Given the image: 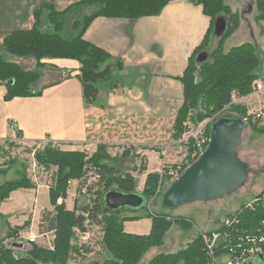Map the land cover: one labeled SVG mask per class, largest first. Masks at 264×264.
Returning a JSON list of instances; mask_svg holds the SVG:
<instances>
[{
  "label": "trees",
  "instance_id": "trees-1",
  "mask_svg": "<svg viewBox=\"0 0 264 264\" xmlns=\"http://www.w3.org/2000/svg\"><path fill=\"white\" fill-rule=\"evenodd\" d=\"M171 1L173 0H78L63 11L55 10L50 4L44 5L34 13V25L31 29L14 31L2 43L6 53L16 58L33 57L36 61L35 69L26 71L18 64L0 58V84L6 89L4 99L9 101L33 95L31 85L39 78L43 60L68 59L79 63L77 78L82 86L83 99L86 103H91L99 92L98 84L110 80L113 65L110 63L111 57L105 51L84 40L83 34L90 23L98 17L136 20L156 16ZM193 3L202 7L203 13L211 19V26L180 78L183 104L175 118L173 139L178 141L182 138L187 123L197 127L210 117L214 119L226 115L241 117L251 130L264 134V126H260L258 120L252 121L253 116L248 114L246 107L233 102V97L242 98L253 92L255 82L263 74L264 54L260 52L258 45L250 42L226 52L222 50L221 43L239 27V14L233 13L224 0H196ZM254 8V20L260 26L264 21V0H254ZM43 10H46L45 21L42 20ZM220 16L226 18L228 30L211 53L210 59L197 64L195 58L208 46L214 20ZM259 28L262 31L261 26ZM118 64L120 63L116 62ZM206 130L210 135V127H206ZM185 145L187 155L181 166L179 164L166 168L178 170L181 174L195 161L191 143ZM55 149V146L47 144L41 154L37 153L35 157L38 166H56L59 177L63 172L58 188L49 189L50 201L55 211L47 228V231L54 234L52 248H42L28 242L30 250L16 258L14 249L5 244L6 239L18 235L20 229L14 228L8 231L6 238H0V264H68L70 255L75 251V247L71 245L74 230L84 233L86 225L102 227V244L111 256L104 264H137L150 247L162 244L164 233L172 224L166 215L150 216L151 231L143 236L126 233L122 227L125 219L121 220L117 214L104 209L102 196L109 190H115L110 189L113 183H122L121 188L117 189L119 192L136 193L134 177L126 174L119 180L113 168L95 160L98 153L104 158L106 146L98 145L89 161L80 152ZM63 168L68 170L64 171ZM89 168L97 173L101 187L91 204L71 211L64 204H57L58 199L66 197L69 182H82ZM21 177V181L0 186V204L16 190L34 188L32 181L27 180L24 173ZM158 182L159 174H149L140 194L149 201L156 195ZM263 194L264 188L257 198L263 197ZM249 208L241 207L228 218H236L238 230L250 234L263 232L264 205L260 204L256 209ZM175 222L186 227L189 225L183 218H175ZM149 264H206L201 235L177 253L156 255Z\"/></svg>",
  "mask_w": 264,
  "mask_h": 264
},
{
  "label": "crops",
  "instance_id": "crops-1",
  "mask_svg": "<svg viewBox=\"0 0 264 264\" xmlns=\"http://www.w3.org/2000/svg\"><path fill=\"white\" fill-rule=\"evenodd\" d=\"M77 1L0 0V58L26 71L34 70L33 57L16 58L6 53L2 46L5 37L31 29L34 13L44 5L63 11ZM193 1L173 0L152 17L93 20L83 38L111 57L113 69L108 82L116 83L107 86L106 80L100 82L91 103L83 99L77 78L80 65L74 60H43L39 78L31 85V96L7 101L6 89L0 84V142H48L60 149L80 147L91 151L104 145L108 152L134 149L139 158L138 174H133L136 184L140 178H144V184L149 174L159 173L148 168L149 151H162L163 158L171 154L172 160L165 167L179 165L187 155L182 138L173 139L175 118L183 104L180 78L211 26V19ZM238 6L240 11L232 10L239 14V27L230 36H244L264 54V21L260 31L255 12L250 16L248 11L250 7L254 11V0H239ZM45 16L43 10V21ZM125 79L127 83L120 84ZM256 83L262 85L260 91L255 90ZM255 84L251 94L238 99L248 114H261L258 123L264 126V86L261 80ZM168 136L172 142H164ZM143 186L136 188V193L140 194ZM13 194L5 201H10ZM59 200L57 204H61Z\"/></svg>",
  "mask_w": 264,
  "mask_h": 264
},
{
  "label": "rangeland",
  "instance_id": "rangeland-1",
  "mask_svg": "<svg viewBox=\"0 0 264 264\" xmlns=\"http://www.w3.org/2000/svg\"><path fill=\"white\" fill-rule=\"evenodd\" d=\"M224 2L232 12L234 8L239 11L241 9V6L240 8L238 6L239 0H224ZM254 12L255 8L254 11L251 9L250 16ZM209 41H211V44L204 50L208 53L206 61L210 59L211 53L218 47L220 39L210 36ZM243 42H246L245 37L238 34L236 37H228L220 46L222 50L228 51ZM258 80H261L264 86V74ZM115 83L116 81L112 80L106 85L112 86ZM126 83L127 80L125 79L120 84ZM233 102L242 104L236 97H233ZM212 119L210 117L201 124L207 123V127H210ZM165 141L172 142V139L170 140L168 136L164 139ZM47 144L49 143L35 142L24 145L17 141L0 142V186L16 180L21 181L23 173L27 180L32 181L34 185V188L28 191L22 189L14 191L10 201H4L0 204V238H6L8 231L11 229H20L17 236L10 237L5 241L7 247L14 249L13 252L16 258L30 250L31 247L28 242L31 236L35 238L34 244L39 247L51 249L53 245L54 234L52 231H47L50 220L55 214L50 201L49 189L58 188L63 172L60 173L59 177V173H56L58 172L56 166H49L48 168L38 166L35 158L36 154H41ZM55 147L57 150L64 152H80L85 155V160L88 161L96 151L93 149L92 151L83 150L80 147H66L64 149H60L56 145ZM56 149L55 151H57ZM103 154L104 158L98 153L95 160H100L102 164L113 168L119 180L126 174L132 177L136 173L138 174L139 158L134 149H125L119 152L117 150L108 152L106 149ZM237 155L248 166L247 179L239 190L211 202H194L175 209H166L161 207L159 200L173 182L166 175L170 168L165 167L166 164H170L172 157L169 154L163 158L162 151H149L147 154L148 168L150 171L157 170L159 172L157 173L159 174V185L156 195L150 198L145 210L137 213L120 212L117 215L119 219H125L122 221L124 231L142 234L143 236L148 235L151 231L152 220L150 216L166 215L172 224L164 233L162 244L150 247L137 264H149L152 258L158 254H174L185 249L198 235L218 228L225 218L234 214L241 207H250L249 210H251L256 209L260 204L264 205V198L262 196L257 198L259 194H262L264 188V134H257L245 123ZM183 161H181L180 166ZM163 167V173L160 175ZM63 170L67 171L68 168H63ZM98 182L97 173L89 168L82 182L77 180L69 182L66 197L60 198L59 203L64 204L67 210L70 211L73 208L76 209L91 204L96 192L101 191ZM143 182L144 178L137 181L136 188L138 190L145 184ZM121 184L113 183L110 189H120ZM175 218H183L189 222V225L187 227L183 226L181 223L175 222ZM102 236V227L99 225H86V232L84 233H80L75 229L71 241L75 251L70 255L68 264H104L111 256L104 250Z\"/></svg>",
  "mask_w": 264,
  "mask_h": 264
},
{
  "label": "water",
  "instance_id": "water-1",
  "mask_svg": "<svg viewBox=\"0 0 264 264\" xmlns=\"http://www.w3.org/2000/svg\"><path fill=\"white\" fill-rule=\"evenodd\" d=\"M248 11H251V7ZM228 30L224 16L213 23V36L222 38ZM208 53L197 54V64L206 62ZM245 120L236 116L214 118L210 126V139L206 150L180 174L164 191L159 200L161 207L175 209L194 202H211L239 190L247 179V164L237 151ZM102 205L109 213L146 209L149 201L139 193H122L109 190L102 196ZM15 246V244H14ZM13 246V247H14ZM243 264H264V254Z\"/></svg>",
  "mask_w": 264,
  "mask_h": 264
},
{
  "label": "built area",
  "instance_id": "built-area-1",
  "mask_svg": "<svg viewBox=\"0 0 264 264\" xmlns=\"http://www.w3.org/2000/svg\"><path fill=\"white\" fill-rule=\"evenodd\" d=\"M261 89L262 85L256 83L255 90L260 91ZM252 116V121L255 122L260 119L261 114L254 112ZM206 127L207 123L197 127L185 124L186 132L182 136V141L185 144L191 143L193 158L197 159L208 146L210 136ZM163 169L164 167L161 169L160 175L163 173ZM166 175L171 181H174L180 174L178 170H168ZM236 223V218L227 217L217 229L200 234L206 254V264H243L264 254V231L258 234L246 233L238 230ZM34 240L35 238L31 236L29 242L34 243Z\"/></svg>",
  "mask_w": 264,
  "mask_h": 264
}]
</instances>
